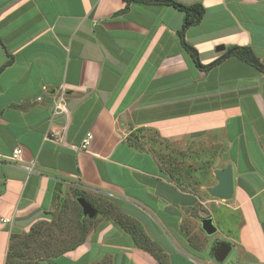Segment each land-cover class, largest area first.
Listing matches in <instances>:
<instances>
[{"label": "crops", "instance_id": "0c3cea01", "mask_svg": "<svg viewBox=\"0 0 264 264\" xmlns=\"http://www.w3.org/2000/svg\"><path fill=\"white\" fill-rule=\"evenodd\" d=\"M176 1L204 7L184 33L202 65L230 45L249 46L264 62V0ZM182 19L163 4L0 0V66L12 56L0 71V218H10L0 221V264L10 235L49 220L65 183L109 198L162 254L134 244L117 223L100 221L50 264L105 257L108 264H214L183 226L201 215L190 213L206 204L207 188L194 190L187 177L137 148L136 129L155 130L168 143L221 131L218 158L232 171L230 210L236 194L242 212L236 231L234 223L225 235L236 249L231 264H264V75L235 56L197 68L178 35ZM59 99L66 113L56 110ZM86 133L91 138L81 149ZM18 147L21 162H13ZM29 162L31 172L21 166Z\"/></svg>", "mask_w": 264, "mask_h": 264}, {"label": "rangeland", "instance_id": "374dc122", "mask_svg": "<svg viewBox=\"0 0 264 264\" xmlns=\"http://www.w3.org/2000/svg\"><path fill=\"white\" fill-rule=\"evenodd\" d=\"M219 136L215 132H211L199 137H187L177 139L175 142L168 143L167 140L158 136L155 130L152 129H136L132 132L134 145L137 148L148 150L157 159L155 162H160L166 170L176 174L177 178H185L192 181V185L187 182L194 190H199V186L210 187L217 183L213 174L215 169L225 167L229 161L220 159L219 151L224 148L222 140H224L221 131ZM218 137V138H217ZM187 140L186 145L184 141ZM220 141V142H219ZM184 145V146H183ZM75 189L80 190L84 194L88 202L98 211L97 216L91 221L86 222L87 217L81 214V208L76 202ZM201 190V189H200ZM203 191V190H202ZM203 193V192H202ZM207 202L204 206H198L190 213L192 216L195 212H200L194 219H188L184 223L185 233L190 244L197 249H202L210 256V245L215 240H225V235H229L233 230V224L236 228L242 220V212L239 210L238 198L235 194V212L231 211L230 206L234 205L232 200H222L211 196L207 191ZM56 203L53 207V213L49 216V220L38 221L36 235H40L39 243L35 246L26 247L25 242L29 238L24 233H15L11 239L10 249L15 255L13 261L15 264H50L52 257L35 258L36 255L49 253L56 255L59 251L72 247L77 243L80 237H84V241L90 236L97 223L113 222L121 224H130L127 220V215L124 216L120 209L109 198L98 196L94 192L84 191L72 184H60L55 192ZM258 205L261 204V199L257 198ZM203 205V204H202ZM212 217L216 225V232L204 239L205 232L201 229L199 217ZM80 217L84 222V226H80ZM236 249L232 248L226 259L222 263H217L213 259L214 264H231L234 260ZM65 253V252H63ZM109 258L93 264H108Z\"/></svg>", "mask_w": 264, "mask_h": 264}, {"label": "trees", "instance_id": "16d2710c", "mask_svg": "<svg viewBox=\"0 0 264 264\" xmlns=\"http://www.w3.org/2000/svg\"><path fill=\"white\" fill-rule=\"evenodd\" d=\"M125 2V9L128 7V5L132 2L138 3V4H143V5H151V4H163V5H170L174 8H176L177 10L181 11L183 13V19H182V24L181 27L178 31V35L181 41V44L183 46V48L190 53L193 62L195 64V66L199 69H202L204 71H208L211 68H213L214 66H216L217 64L221 63L224 59H226L229 56H235L237 58H239L240 60L246 62L247 64L253 66L254 68H256L261 74L264 75V62H262L257 56L256 54L253 52V50L251 49V47L249 46H245V45H230V46H226L224 48V52L215 60H213L212 62L206 64V65H202L199 61L198 58V53L195 50L194 47H192L191 45H189L185 39H184V33L186 31V29L194 24H197L201 21L203 15H204V7L199 4V3H195V4H190V5H185L183 3H180L176 0H124ZM0 45H3V42L0 40ZM12 61V56L11 55H7V60L0 66V71L8 64H10ZM75 196H84V194L82 192H80V190L75 189ZM86 198V197H85ZM87 199V198H86ZM98 212V211H97ZM99 214V213H98ZM126 216V215H124ZM82 217H80L79 223L81 224L80 226L82 227V225L84 226V222L82 219ZM127 220L130 221V224H121L120 222L118 223V225L124 230L126 231L130 238L132 239V241L134 242V244H136L137 246L148 250L149 252L153 253L154 255H156L158 257V253L161 252V249L157 247V245L151 241L148 236L144 233L141 225L133 218L127 216ZM91 220L87 219L86 222H89ZM37 226L38 223H34L29 232L24 233L26 235L27 238H29L28 240H26L25 242L27 243V248L30 246H35V244L39 243V239H40V235H36V233L38 232L37 230ZM16 235H10V243H11V239L13 237H15ZM82 242H84V237H80L77 241L76 244H74L72 247L66 248L63 251H59L56 255H52L49 253H42V255H36L35 258H43V257H55L58 255L63 254V252H66L70 249H73L75 246L81 244ZM14 252L11 251L10 249V244H9V249L7 251L6 254V261L5 264H15V262L13 261L12 258H14ZM162 253H160L161 255ZM18 264H23V263H18ZM37 264V263H36Z\"/></svg>", "mask_w": 264, "mask_h": 264}, {"label": "water", "instance_id": "95a60500", "mask_svg": "<svg viewBox=\"0 0 264 264\" xmlns=\"http://www.w3.org/2000/svg\"><path fill=\"white\" fill-rule=\"evenodd\" d=\"M223 46L217 47V50H223ZM213 174L217 180L215 185L207 187L208 193L218 199L229 200L233 193V181H232V171L230 166H225L220 169H215ZM76 202L81 208V214L83 217L88 219H93L97 216V210L93 205L88 202L83 196H77ZM201 229L208 235L216 232L217 228L214 224L212 217H203L200 219ZM233 245L231 242L226 240H215L210 247V256L217 263H222L229 252L231 251Z\"/></svg>", "mask_w": 264, "mask_h": 264}, {"label": "built area", "instance_id": "2783aa9c", "mask_svg": "<svg viewBox=\"0 0 264 264\" xmlns=\"http://www.w3.org/2000/svg\"><path fill=\"white\" fill-rule=\"evenodd\" d=\"M61 97V95H60ZM56 110L61 111V112H67V109L65 107V105L63 104V102H61V100L59 99L55 105ZM91 135L90 133H86L85 137L82 139L80 148L81 149H85L87 147V145L89 144ZM21 153L22 150L21 148H14L11 152V155L9 157V159L13 162H21ZM23 167V169H25L28 172L32 171V167H33V162H29L28 164H23L21 165ZM0 221L3 223L9 222L10 218L5 217V218H0Z\"/></svg>", "mask_w": 264, "mask_h": 264}, {"label": "flooded vegetation", "instance_id": "af4514ba", "mask_svg": "<svg viewBox=\"0 0 264 264\" xmlns=\"http://www.w3.org/2000/svg\"><path fill=\"white\" fill-rule=\"evenodd\" d=\"M213 242H214V241H213ZM213 242H212V243H213ZM212 243H211V245H212ZM211 245H210V247H211Z\"/></svg>", "mask_w": 264, "mask_h": 264}]
</instances>
